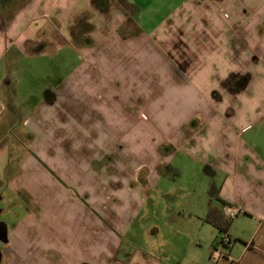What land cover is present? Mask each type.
Returning <instances> with one entry per match:
<instances>
[{"label":"crops","instance_id":"crops-1","mask_svg":"<svg viewBox=\"0 0 264 264\" xmlns=\"http://www.w3.org/2000/svg\"><path fill=\"white\" fill-rule=\"evenodd\" d=\"M34 1L47 4L44 14L54 19L65 43L45 37L39 29L40 16L29 13ZM165 1L170 3L163 6L167 8L166 14L147 28L139 20L138 13H142L139 0H29L14 13L6 12V7L0 8V120L7 121V115L13 114L19 120L8 119V125L3 128H15L18 122L21 129L36 131L42 139L44 130L74 129L80 123L76 114L82 104L83 129L97 131L96 138L89 139L85 145L90 151L95 149L94 154L97 149L115 150L120 163L118 172L105 177L100 185L76 186L73 181L66 182L61 172L77 156L63 150L62 137L52 145L50 141L40 140L41 150L33 160L52 162L59 177L41 171L33 177L40 178L41 185L30 183L25 187L28 206L35 202L36 210L35 215L16 220L12 230L5 227L3 241L9 247L10 264L15 261L21 264H198V260L208 264L211 246L222 236L221 231L203 218L208 202L204 211L196 215V232L185 236L179 251L172 256L157 252L152 243L147 251L131 250L127 246L131 240H126V235L141 220L142 206L150 197L146 194L158 186L165 174L177 172L172 163L176 155L192 158L202 165L209 179L207 197H212L213 204L222 200L242 209L230 220L226 234L231 244L227 258L219 264H264V102H261L264 101V0ZM196 3L199 4L195 7ZM85 25L92 26L91 34L75 48L70 40L74 37L71 29ZM63 47L79 49L78 63L70 64L66 60L69 67L65 73L58 69L40 78L53 77L52 85L45 84L32 91L30 82L25 83L20 76L11 77V71L8 73V67L16 64L23 69L24 57L39 58L49 49L58 52ZM194 50L203 59L216 57L220 51L233 59L238 54L241 62L235 68H227L219 86L209 94L214 103L233 99L234 104L223 109L229 121H218L219 109L182 103L181 110L176 112L184 115L170 122V129H166L170 134L148 139L131 135L135 130H147L151 116L144 111L148 119L143 120L135 112L123 110L125 97L131 94L128 83L144 79L150 97L165 94L169 97L168 94L183 93L188 88L194 91L191 78L199 72ZM17 52L19 56L13 55ZM255 68L260 71L256 72ZM261 78L262 86H259ZM19 88L23 90L21 96L17 92ZM242 95L248 97L247 102L253 101L248 112V107H241ZM19 98L22 100L18 101ZM13 106L19 110L12 111ZM110 111L120 113L121 120L116 124L109 120ZM119 128L123 129L121 133ZM253 129H257L255 136L248 133ZM48 146L55 149V154L49 156ZM63 153L68 154L67 159ZM89 156L92 154L84 156V162ZM142 165L146 167L142 179L136 181L134 174H140ZM49 177L56 186L44 180ZM58 178L68 187L62 186ZM132 178L135 183L130 184ZM162 194L172 193L164 190ZM160 208L164 216L168 206L164 204ZM55 211L58 216L54 215ZM139 224L144 222L141 220ZM148 226L144 234L150 231L155 242L163 244L160 226L155 222ZM239 237L243 246L236 247L233 240ZM249 242L251 245L247 247Z\"/></svg>","mask_w":264,"mask_h":264},{"label":"rangeland","instance_id":"rangeland-1","mask_svg":"<svg viewBox=\"0 0 264 264\" xmlns=\"http://www.w3.org/2000/svg\"><path fill=\"white\" fill-rule=\"evenodd\" d=\"M8 1L6 12L12 10L11 13H14L21 6V4L27 0ZM139 2L141 4L142 13H138V16L144 28L152 26L154 23L163 18L166 14L165 10H167V8L163 6L167 4L168 7L170 4L165 0H139ZM33 3L34 4L31 6L29 13H34V16H40L38 18L40 19L39 29L44 31V34H46L45 37L54 39V41H60V43H65L66 41L63 36L59 34V26L56 24L54 19L51 18L49 14L47 16L44 14L45 5L47 4H39V2L36 1ZM197 4L199 3H196L195 7ZM242 7L243 6H241V9ZM243 9L246 10L247 8L243 7ZM245 13H247V11ZM41 19H44L42 20L43 22ZM91 29L92 26L89 25H85L84 27L82 26L81 29L77 28V26L71 29V36L74 37H70V40L76 46L75 48H79V45L83 44L85 41L84 37L91 34ZM67 34L70 36L69 31ZM65 45L67 46V44ZM78 50L79 49L74 51L71 47H63L58 52L52 50L50 51L49 49L45 51V55L40 56L39 58L29 56L24 57L22 61L25 66L23 69H21V66L16 64V66L8 67V73L11 71V77L18 78L20 76L25 83L30 82V84H32V91H36L45 84L52 85V81L54 80L53 77L45 80L40 78H43L45 75H51L53 71L56 72L58 69L60 73L67 70L69 65L65 63L66 60L68 63L70 62V64H77L79 58ZM195 54L198 56L195 64H197L196 68H198L199 72L195 77L191 78L192 81L190 84L194 87V91L188 88V90L185 89L186 91L181 93L175 91V88H172L171 90L175 92L168 94L169 97H167L166 94L150 97L147 90V81L144 82V79L141 78L140 80L137 79L136 81H130L128 83V91L131 94L129 97H125L123 110L135 112V114L143 120L148 119V116L144 111H147L151 116L149 120L150 122L147 125V130L144 132L140 129L138 131L135 130V132H131V135L138 134L141 137L143 135L145 136V139H148L152 137H163L165 133L170 134V130H166L170 129V122L178 121L184 115H182L181 112H176L178 109L181 110L180 107L182 103L184 105H188L190 103L193 105L198 104V107L204 106L202 108L207 107L209 110L212 108L216 110L219 109V113L216 114V116L220 117V120L218 119V121H221L220 123H222V121H229V119L226 121L223 109L225 107H231L234 104L233 99H224L220 103H214L210 99L209 94L211 89L219 86V80L226 75V69L235 68V66L241 62L238 59V54H236L234 59L224 51H220L216 57L206 59L201 58L198 55V51H195ZM13 55L19 56V53L17 52ZM176 67L181 70V68L177 65ZM183 70L185 71V69ZM255 70L256 72L260 71L259 68H255ZM1 73H3V71ZM253 75H255V73ZM167 79L168 78H166V80ZM30 80H32L33 83ZM126 83L127 81L124 84L126 85ZM184 86L185 85H182L181 87ZM259 86H262V78L260 79ZM22 91V89H18L17 92H19V96L23 93ZM134 94L136 96L135 99H133ZM247 98L248 97L242 95L241 107H248V112L249 107L252 108L253 101L249 99L247 102ZM142 99L144 100L143 104H141ZM17 100L19 101L22 99L19 98ZM257 100H260V98ZM216 105H218L217 108H215ZM79 108V111L81 112L83 109L82 104L79 105ZM11 109H13L12 111L19 110L16 106H13ZM80 112H77L76 114V118L80 123H77L74 129H63L62 127L55 130H44L42 139L45 142L50 141L52 145L56 144V139L58 140L62 137V141L64 142L63 145L60 144V146L63 150H65V152L67 151L69 154H75L77 156V158L73 160V163H71L70 167L68 164L67 167L63 168V172H61L66 182L73 181L76 186H98L101 181L105 179V177L118 172V165L120 166V163L117 162V159L119 156L115 150L106 152L103 149H97V154H94L95 149H91L90 151L87 148L85 143L89 139L96 138L97 131L93 128L90 130L83 129L85 124L83 123V116ZM110 113L111 115L109 116V120L111 123L116 124L119 120H121L119 112L110 111ZM245 116L246 114L241 115V120ZM62 118L66 119V115H62ZM8 119H10V121H17L18 116L16 114L11 116L7 115V121ZM7 121L4 119L0 120V222L3 223L7 230L10 231V229L12 230V224L16 222V220H19L22 217L30 216L29 214H33L34 210H36L35 202H33L30 207L28 206L29 196L24 193L25 187H27L30 183L33 185H41L39 181L41 179L39 178L36 180L33 177L41 171H43L45 175H47L46 171H48L53 178L57 177L58 174L57 169L54 168V164L52 162L46 163L41 160H33L37 159L36 152L41 150V136L36 135V131L28 130L25 127L21 129L18 122H15V128L4 129L3 126L8 125ZM134 121L138 122L137 120ZM174 126L175 124L172 125L171 129H173ZM119 131L121 133L123 129L119 128ZM256 131L257 129H253L248 133L255 136ZM37 132L41 134L42 131L38 130ZM38 142L39 145H37ZM72 143H74L75 146H73ZM48 147H50L49 150H47L49 156H51L53 152L55 154V149L52 146ZM89 153L92 154V157L89 156L86 162H84V156ZM67 155H65L66 159ZM172 163L176 166L177 172H169L165 174L164 177L160 179L158 186L156 185L151 188L149 190L150 192L146 194L147 197H150L147 198L144 206H142L140 214L141 220L145 225H140L139 221L141 220H137L135 225H133L132 231L126 235V240H131V243L127 244L131 250L144 248L147 251L148 249L146 248H149L152 243V246H155V250L157 252L163 253L164 256H172L174 253L179 251L180 244L183 242L184 237L192 235L196 232L194 226L196 215L200 214L201 211H204V207L207 202L209 204H213L214 200L212 197L209 199L207 197L209 179L202 165L197 163L196 160L183 155H176ZM63 164L65 166L67 163ZM84 164L86 165V169H84ZM124 164H127V162ZM145 168L146 167L142 165L139 168L141 170L140 174H134L136 181H140L142 179V171H144ZM70 171L75 174L74 176L77 179L70 176ZM60 179L58 178L57 181L62 186L64 185V187H68L65 186L66 182L63 179H61L62 181ZM44 180L49 183L48 185H57V183L50 177ZM132 182L135 183L133 178L129 183L131 184ZM45 185H47V183ZM164 190H168L172 194H162ZM164 204L168 206V209H166V214L163 216V211L160 210V207ZM60 212L62 213V211ZM54 215L58 216L57 211H55ZM153 222L160 226V233L163 234V238L165 239L163 244L159 242L161 245L155 242L154 236L149 235L150 231L146 235L144 234V230L149 229L150 226L148 225ZM146 238L148 239V242ZM242 240L243 239L241 237H239V239L235 238L233 240V244L236 247H241L243 246ZM16 247L18 249L17 245ZM15 262L17 264H21L19 261ZM196 262L201 264V261L199 260ZM0 264H10L9 247L5 246L2 238H0Z\"/></svg>","mask_w":264,"mask_h":264},{"label":"built area","instance_id":"built-area-1","mask_svg":"<svg viewBox=\"0 0 264 264\" xmlns=\"http://www.w3.org/2000/svg\"><path fill=\"white\" fill-rule=\"evenodd\" d=\"M221 212L225 219L231 220L236 215L242 212L241 207L238 205H223ZM231 244V239L226 233H222V236L218 238L209 251L208 264H219L220 261L227 258V248ZM251 243H247L246 246H250Z\"/></svg>","mask_w":264,"mask_h":264},{"label":"trees","instance_id":"trees-1","mask_svg":"<svg viewBox=\"0 0 264 264\" xmlns=\"http://www.w3.org/2000/svg\"><path fill=\"white\" fill-rule=\"evenodd\" d=\"M226 203L222 200H219L218 204H209L208 210L205 214L204 220L209 223L210 225L217 228L222 233H226L229 226L230 220L225 219L222 212L221 206L225 205Z\"/></svg>","mask_w":264,"mask_h":264},{"label":"water","instance_id":"water-1","mask_svg":"<svg viewBox=\"0 0 264 264\" xmlns=\"http://www.w3.org/2000/svg\"><path fill=\"white\" fill-rule=\"evenodd\" d=\"M0 238L5 239V226L0 222Z\"/></svg>","mask_w":264,"mask_h":264},{"label":"flooded vegetation","instance_id":"flooded-vegetation-1","mask_svg":"<svg viewBox=\"0 0 264 264\" xmlns=\"http://www.w3.org/2000/svg\"><path fill=\"white\" fill-rule=\"evenodd\" d=\"M8 0H0V8H5L6 6H8Z\"/></svg>","mask_w":264,"mask_h":264}]
</instances>
